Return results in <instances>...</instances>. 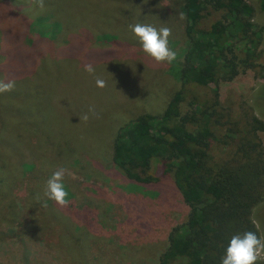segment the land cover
<instances>
[{
	"label": "rangeland",
	"instance_id": "rangeland-1",
	"mask_svg": "<svg viewBox=\"0 0 264 264\" xmlns=\"http://www.w3.org/2000/svg\"><path fill=\"white\" fill-rule=\"evenodd\" d=\"M246 1L258 36L254 65L221 85L210 124H242L248 113L264 119V12L259 0ZM180 4L44 0L40 9L33 0H0V80H15L14 90L0 93V264H158L188 207L170 174L131 180L109 151L118 127L138 118L145 126L144 115L160 113L176 90L185 94L183 113L210 96L208 87L177 79L185 47ZM137 23L170 28L176 59L147 56L131 35ZM89 63L94 74L84 71ZM61 168L67 206L44 195ZM251 218L264 239L263 202Z\"/></svg>",
	"mask_w": 264,
	"mask_h": 264
},
{
	"label": "trees",
	"instance_id": "trees-1",
	"mask_svg": "<svg viewBox=\"0 0 264 264\" xmlns=\"http://www.w3.org/2000/svg\"><path fill=\"white\" fill-rule=\"evenodd\" d=\"M179 2L185 47L177 79L208 87L210 96L195 100L199 106L183 113L185 94L176 90L160 113L144 115L145 126L138 118L118 127L109 155L137 182L170 174L188 207L186 220L167 233L158 264H221L233 235L252 231L259 237L251 210L264 203V141L258 134H264V119L248 113L242 124L215 119L210 124L208 118L221 85L237 75L238 67L254 65L258 36L246 0ZM259 7L264 12V0ZM152 159L155 177L149 173Z\"/></svg>",
	"mask_w": 264,
	"mask_h": 264
},
{
	"label": "clouds",
	"instance_id": "clouds-1",
	"mask_svg": "<svg viewBox=\"0 0 264 264\" xmlns=\"http://www.w3.org/2000/svg\"><path fill=\"white\" fill-rule=\"evenodd\" d=\"M40 8L44 9V0H33ZM183 19V13L179 14ZM132 38L136 39L142 48V51L156 62L171 63L176 59L177 53L168 47V38L171 35V29L161 27L159 29L151 25L137 23L129 26ZM84 71L94 74L95 69L92 64H85ZM96 86L104 87L105 82L96 78ZM15 88V80L4 82L0 80V93L10 92ZM89 111H92L91 109ZM79 119L87 121L88 114H84ZM65 176L64 169H57L45 181L44 195L47 199L56 202L60 206H67L68 191L63 183ZM258 260H264V239L257 236L252 231H246L242 234L233 235L225 249V254L221 258V264H256Z\"/></svg>",
	"mask_w": 264,
	"mask_h": 264
}]
</instances>
